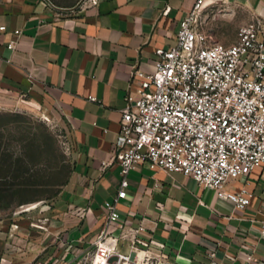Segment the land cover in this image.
Wrapping results in <instances>:
<instances>
[{
	"label": "crops",
	"instance_id": "0c3cea01",
	"mask_svg": "<svg viewBox=\"0 0 264 264\" xmlns=\"http://www.w3.org/2000/svg\"><path fill=\"white\" fill-rule=\"evenodd\" d=\"M195 2L0 0V97L29 94L32 100L20 103H52L72 145L70 170L57 190H23L35 193L22 198L29 209L0 219V264L71 263L100 237L106 202L121 189L113 162L131 72L155 71L157 50L176 44ZM202 15L210 43L230 45L239 27L264 22V0H204ZM128 181L117 208L126 231L144 227L138 236L146 252L138 256L154 255L158 264H264V165L227 184L230 191L248 186L253 197L245 208L147 163Z\"/></svg>",
	"mask_w": 264,
	"mask_h": 264
},
{
	"label": "built area",
	"instance_id": "2783aa9c",
	"mask_svg": "<svg viewBox=\"0 0 264 264\" xmlns=\"http://www.w3.org/2000/svg\"><path fill=\"white\" fill-rule=\"evenodd\" d=\"M203 5L196 0L180 22L174 46L157 50L153 73L136 66L131 72V87L139 82L126 92L113 162L120 166L121 189L115 202H106V225L95 241L99 249L111 245L106 254L118 256L115 264L144 260L134 255L145 251L138 236L144 227L126 231L117 208L138 165L182 173L239 208L251 203L253 193L247 185L230 191L227 184L264 165V22L242 25L233 44L210 43ZM64 145L70 154L67 132ZM116 226L119 235L111 230ZM122 236L132 238L128 255L117 252Z\"/></svg>",
	"mask_w": 264,
	"mask_h": 264
},
{
	"label": "rangeland",
	"instance_id": "374dc122",
	"mask_svg": "<svg viewBox=\"0 0 264 264\" xmlns=\"http://www.w3.org/2000/svg\"><path fill=\"white\" fill-rule=\"evenodd\" d=\"M20 100L30 101L32 97L29 94L18 98L0 97V219L29 208L22 207V198L35 193L25 194L23 190L38 186L41 187L37 189L38 195H51L57 190L55 186L66 180L70 170V154L64 145L65 122L55 106L45 100L35 104L20 103ZM129 240L130 237L123 236L119 239V254L130 253ZM106 250L107 246L99 249L94 243L90 249L77 251L71 263L64 264H115L118 256L108 259ZM154 258L149 254L142 264H158Z\"/></svg>",
	"mask_w": 264,
	"mask_h": 264
},
{
	"label": "bare ground",
	"instance_id": "6f19581e",
	"mask_svg": "<svg viewBox=\"0 0 264 264\" xmlns=\"http://www.w3.org/2000/svg\"><path fill=\"white\" fill-rule=\"evenodd\" d=\"M105 246H107L108 249L111 247V245H110L109 243L104 244V247H105ZM140 251H143V250H139L137 253H139ZM144 252H146V251H144ZM135 255H136V253H135ZM136 256H138V254H137ZM137 259H138V260H142V259H144V257L142 258V257H140V255H139V256L137 257Z\"/></svg>",
	"mask_w": 264,
	"mask_h": 264
}]
</instances>
